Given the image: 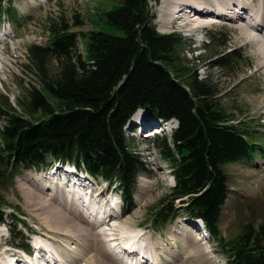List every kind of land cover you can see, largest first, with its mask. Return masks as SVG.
Wrapping results in <instances>:
<instances>
[{
    "label": "trees",
    "instance_id": "16d2710c",
    "mask_svg": "<svg viewBox=\"0 0 264 264\" xmlns=\"http://www.w3.org/2000/svg\"><path fill=\"white\" fill-rule=\"evenodd\" d=\"M88 19L85 30L78 14L72 24L62 16L48 28L50 46L29 48L27 67L39 87L18 97L21 112L0 96V184L10 164L42 163L51 151L83 160L94 172H118L126 185L145 168L128 149L123 126L139 106L147 107L180 120L172 142L158 139L177 181L172 199L196 193L184 209L204 219L218 240L227 198L222 165L264 156V145L230 123L234 114L221 104L219 88L183 61L181 34L156 29L150 0L101 2ZM231 54L216 61L228 64ZM48 55L56 58V74L45 66ZM229 251L239 264H264V224L247 225Z\"/></svg>",
    "mask_w": 264,
    "mask_h": 264
},
{
    "label": "rangeland",
    "instance_id": "374dc122",
    "mask_svg": "<svg viewBox=\"0 0 264 264\" xmlns=\"http://www.w3.org/2000/svg\"><path fill=\"white\" fill-rule=\"evenodd\" d=\"M108 1L12 0L13 8L20 15L21 26L14 29L16 37L9 41L10 43H1L0 45V96L8 95L10 100L15 102V98L21 94V86H23L22 89L26 90L31 86L39 85L38 77L30 73L26 68L27 48L30 44H46L44 33L53 20L59 19V15H61L72 23L74 15L78 14L85 22L83 29L88 30L91 28L89 16H93L101 2L107 3ZM160 2L161 5L156 4L153 0L150 9L151 13H154L153 20L157 22L158 27L165 23L166 20L169 21L167 19L169 16L172 17L167 8L169 3L162 4V1ZM9 4L8 2L7 5ZM213 4L221 8V11L225 13V15L220 14L219 16L221 21L224 22H212V24H215L207 26L209 32H215L216 38L212 40L210 37L211 43L206 48L201 49L200 54H197L199 51L194 52L196 41L190 35L191 30L194 31L192 24L194 16L191 17V20L175 17L163 32H175L186 37L185 43L180 48V56L183 61L190 67V70L191 68L193 71L196 70L200 78L209 79L215 84L222 94L220 97L221 104L228 112L235 113L237 122H240L238 124L242 128H249L251 133L259 139L258 142H264V55H261V52L258 51L262 45L264 46V40L260 44H254L249 40L248 32L242 35L241 30L242 26L245 25L244 22L226 19L227 14H231V11L234 10V8L231 9L232 6L240 8L243 5L247 9L242 11H245L243 14L246 20L251 23H258L264 19V11H262L261 16L256 14L260 11L261 6L264 7V0H213ZM3 20L1 27L3 28L2 34H5V32L10 31L9 18L3 17ZM263 29L264 21L263 25H261V30ZM256 32L258 31H249L252 34H256ZM258 35L256 34V36ZM234 48L237 49L238 53H234L233 56L239 57L240 55L238 54H241L242 57L238 60L233 58L236 60L233 68L216 64L215 61L218 59L219 54ZM48 57L51 58L50 56ZM45 66H47L50 75L56 74L58 71L57 63L53 62L52 58L49 59V62L45 60ZM149 121L157 122L152 115L147 117V122ZM134 125L139 124L130 123L127 129V133L130 136L129 144L134 150L144 156L149 166V172L139 177L136 209L134 208V212L127 216L115 218L118 223L114 227L113 232L127 231L140 225L145 228L149 227L152 240L160 244L161 247L155 251L156 257H158L157 264H168L171 259H174L173 253L175 252L179 253V259L182 264H197L187 252V249L190 248L184 246V241L195 243L196 247L191 249L204 248V251L210 257L212 256L211 261L213 263L210 262V264H227L225 258L215 252L216 249L212 240L208 241L204 235H201L197 227L190 223L186 217H178L175 222L162 231H154L147 224L149 222V212L159 201L167 203L165 195L170 193L174 185V179L167 161L159 154L152 138L144 140V137L139 134L140 128L133 131V128L136 127ZM225 172L228 175L229 193L221 207L220 228L224 238L228 240L237 235L245 224L253 223L258 225L264 222V159L255 157L247 161L233 162L225 166ZM43 174L34 169L24 170L17 177L15 186H11L8 182L2 191L10 202L21 205L20 210L23 219L34 230L38 231L39 229L40 233L41 226L32 219L31 212L27 206L26 188L30 182L44 178L46 175L41 177ZM92 179L93 182L99 185V188H105L103 182L95 178ZM56 180L59 181L58 178ZM102 226L99 229L105 237L107 233L101 228ZM7 228H9L8 222L0 230H6ZM22 232L25 235L27 234L23 229ZM145 233L143 236H146ZM147 239V251L148 248L155 247L156 249L157 244L151 242L149 237ZM2 240L4 241L3 238ZM48 240L52 241L53 248L55 246L54 239ZM72 245L74 246V244L70 246L73 247ZM61 256L58 253V257L60 258Z\"/></svg>",
    "mask_w": 264,
    "mask_h": 264
},
{
    "label": "bare ground",
    "instance_id": "6f19581e",
    "mask_svg": "<svg viewBox=\"0 0 264 264\" xmlns=\"http://www.w3.org/2000/svg\"><path fill=\"white\" fill-rule=\"evenodd\" d=\"M161 1L162 4L169 3L167 8L169 9V14L172 15V17L169 16V18H167L169 21L171 20L170 22L166 20L165 23L159 27L162 32L169 26L175 17L191 20V17L194 16L192 18L193 29L197 30L209 25L211 26L212 22H215L213 20H221V17L219 18L220 14L225 15V13L221 11V8L213 4V0ZM262 7L263 6H261L260 11L256 13L259 16H261L262 11H264V7ZM233 8L234 10L231 11V16L235 17L234 20H241L245 24L242 26V35L248 32L247 35L249 40L254 44H260V42L264 40V33L261 30L264 19L258 23H251L246 20L243 14L247 10L243 5L240 8L232 6L231 9ZM243 10L245 11L242 12ZM250 30L258 31L256 34L259 35L256 36V34L249 33ZM0 42H2L1 38ZM258 51L261 52V55H264V46L262 45ZM139 119L140 114L136 112L133 114L128 124H135V121ZM56 178L55 175L48 174L44 176V178H39L30 182L26 188L27 206L31 212L32 219L41 226L40 231L43 237L54 239L55 241V246L47 252L55 256L53 264H120L116 257L113 256L107 239L99 229L100 226L106 224L107 220H101V222L96 223L88 215L89 207L94 209L93 211H95V213L104 210V206L99 204L104 192L96 191L91 184L90 186L92 188H79L76 192V197L75 193H72L69 191L70 189L64 187L63 181L59 179V181H57ZM87 179L89 180V178ZM88 193L90 196L87 197ZM77 198L80 199V202H77ZM83 199L85 201H81ZM93 201L96 202V205L92 206ZM114 217L116 216H111L110 221ZM115 233L117 234V232ZM143 235L144 233L139 239L145 241L148 237ZM0 243H4V241L0 239ZM71 244H74V246L72 245L73 247H71ZM183 244L186 248H190L187 249V252L191 255V259L197 264H210V262H212L210 255L204 251V248L191 249L196 247L195 243H192V241H184ZM146 247H148V245H146ZM10 250H12V248H10ZM8 251L9 250L3 251L0 249V256ZM58 253L62 255L60 258L58 257ZM145 254L147 256L149 255L147 248L145 249ZM173 254L174 259H171L168 264H182L179 259V253L175 252ZM147 264L153 263H150L147 259Z\"/></svg>",
    "mask_w": 264,
    "mask_h": 264
}]
</instances>
